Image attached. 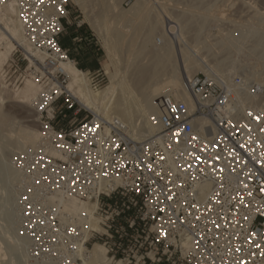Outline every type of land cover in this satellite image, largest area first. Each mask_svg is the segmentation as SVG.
Instances as JSON below:
<instances>
[{
	"label": "built area",
	"instance_id": "2783aa9c",
	"mask_svg": "<svg viewBox=\"0 0 264 264\" xmlns=\"http://www.w3.org/2000/svg\"><path fill=\"white\" fill-rule=\"evenodd\" d=\"M73 2L0 0V17L14 4L36 52L14 50L2 80L40 87L38 145L12 158L30 263L87 264L100 242L111 264H264V110L249 105L245 75L186 78L153 100L154 133L136 140L69 89L63 65H78L59 37ZM81 71L92 89L104 86L100 72Z\"/></svg>",
	"mask_w": 264,
	"mask_h": 264
},
{
	"label": "bare ground",
	"instance_id": "6f19581e",
	"mask_svg": "<svg viewBox=\"0 0 264 264\" xmlns=\"http://www.w3.org/2000/svg\"><path fill=\"white\" fill-rule=\"evenodd\" d=\"M123 1L124 0H98V3H103V8L101 12L98 11L99 13H96L94 15L91 14L88 9L89 0H74V2L78 6H81V8L83 7V10H87L85 18L89 21L90 26L102 41V47L106 54V58L102 62V68L105 71V74L109 76L110 83L102 90L96 91L90 87L88 82L89 80L85 72H82L77 66L73 65V63H65L63 65V68L69 76V89L85 107L92 110L93 112L103 113L108 118L117 117L123 120L130 126L132 137L136 140H141L154 133L153 128H151L148 124V116L151 112L154 111L153 100L155 98L168 94L173 89H184V81L186 80V78L192 77L194 74L199 72L205 73L211 77L218 76L220 78L227 79V77L225 78V76L228 75L226 74V66L228 65L227 60H230L231 58V52L235 48L236 41L233 40L234 36L232 37L228 35L229 33L230 35H232L231 32H229L228 34H225V36L222 35L221 38L219 40L217 39L215 42L213 40H207L206 37L204 38V41H200V38H198V41L200 42L194 44V40L193 42L191 41L193 44H186L185 42H187V40L184 41L183 39V35L185 33L183 34L184 27L182 26V24H193V20L191 19L194 18L185 13V16L182 15L181 17H178L179 19L177 18L179 22L178 25L181 24L180 29L176 31L175 27L177 26L170 25V29H167V33L163 34V41L159 39L160 41L158 42L156 38L157 36L155 34L158 30L157 28H160L162 20L160 21V19H158L157 17V19H155V22H153L152 24H150L151 22H149V25H147L146 23L148 22L144 19L146 18V15L148 16L149 9H151L150 5L147 4L149 3V0H146V3L145 0H136V2L131 5L132 7L130 9L128 8V10L123 9V7L121 6V3ZM90 2H92V0H90ZM17 14V8L14 4H11L5 11L4 15L0 17V80L2 79V68L9 57L12 55L14 50L20 47L24 49L28 56L30 54L36 55V52L31 48L30 44L22 33ZM177 15H179V13ZM202 18L204 19V17ZM150 19L151 18L149 17V20ZM113 22L116 23L117 27L114 35H111L109 34L108 27L109 23L114 24ZM145 24L147 25V27L145 26L146 30L144 28V31H141L140 28L144 27ZM200 24L203 25L202 22ZM140 32H143L142 35H140ZM208 36L211 37L210 35ZM255 36H258V38L256 37L257 40L253 41L254 43L252 42V55L255 54L254 56L262 58V56H264V33L258 35L255 32ZM236 40L238 41L239 39ZM137 41H139V43ZM159 43H161V47L158 45ZM200 45H205L206 47L204 46L205 48H203L207 49L208 53L210 52V55H216L217 58V54L219 55L220 52L221 54H223L222 52H225L226 54L228 53V56L224 54L225 56L222 55L224 58L217 60L218 63H212L213 60L211 58H207V55L209 56V54L204 55L202 53L203 48L200 47ZM119 46L123 50V56L120 57L121 59H119L118 57V52L119 50H121ZM250 46L252 45L250 44ZM147 55L149 58L148 61L141 62V58L145 59L147 58ZM177 63L180 64L181 70H179ZM143 72H147V74L144 73L146 75V78L148 77L147 79L144 78L145 75L142 74ZM130 73L133 76L136 74L137 76H134L136 79H139V76L142 75V81L140 82L139 79L138 83H142L143 80H147L149 82L148 85H146V87H142L145 81L143 84H140V86L130 84ZM24 84L25 85L23 88L15 90L9 96V98H12V102L28 103L34 106L35 100L40 92V87L31 79H28ZM3 86L4 85L0 84V88L2 89L0 91V102H3L5 100V90H3ZM136 88L139 90H137ZM153 89H155V91L151 92ZM245 97L249 105H257L259 108L264 110V100L258 102L259 92H257V90H249L246 93ZM137 116H139V118H136ZM35 121L39 122L38 117ZM24 126L26 125H23L17 131L13 129V131H15L16 133L12 131L9 132L10 136L13 138V144L8 143V139L6 142L9 144V146L12 145V148L10 147L11 150H9V152L11 153H9L10 157H8L10 158L8 159L9 165L7 164L11 173V175L8 174L11 176H8L9 179L11 178V182H8L12 183L11 188L13 187L12 191L10 192V204H12L16 209L13 211L14 213L11 212L12 215H14L12 227L10 226V229L7 228V233L6 229V231L3 232L5 234V237L7 236L8 239H10L12 235H16L15 243L12 244V247L15 248L16 251H18L17 253H19V264H32L30 263L29 259L27 242H24L22 238H19L17 236L19 225L17 195L19 192V182L21 175L18 169L13 165L12 157L19 152H22L23 150L35 149L39 142L40 132L35 126ZM9 134L7 135L9 136ZM2 179L3 178L1 176V180ZM88 206L89 205L86 203H71V208L74 212H78L81 208L88 209ZM92 226L95 229L100 230L97 222ZM0 237H2V235ZM1 240L0 257H2V255L5 256L4 254L1 255V252L3 251V241L1 242ZM88 250L89 261L87 262V264H111L103 243L94 242L92 246L88 248ZM9 264L14 263L10 260Z\"/></svg>",
	"mask_w": 264,
	"mask_h": 264
},
{
	"label": "rangeland",
	"instance_id": "374dc122",
	"mask_svg": "<svg viewBox=\"0 0 264 264\" xmlns=\"http://www.w3.org/2000/svg\"><path fill=\"white\" fill-rule=\"evenodd\" d=\"M135 2H136V0H124L121 3V6L123 7V9L128 10V8L130 9L132 7L131 5H133ZM148 2L149 3H147V4L150 5L151 9H149V11H148V13H149L148 16L146 15V18H144L148 22L146 24L149 25V22H151L150 24H152L153 22L156 21L155 19H157V17H158V19H160V21L162 20L160 28L159 27L157 28L158 30L155 34L157 36L156 38H157L158 42L160 41L159 39L162 40V38L164 37L163 34L167 33V29H170V25L171 26L172 25L177 26V27H175L176 31H178V29H180L181 24L178 25V23H179L178 17H181L182 15L185 16L184 15L185 13H187L189 16L194 18V19H191V20H193V24L192 23H190L189 25L188 24L187 25L182 24V26L184 27L183 28V34L185 33L183 35V39H184V41L187 40V42H185L186 44L190 45L193 43L195 44L197 42L204 41L205 40L204 38H206V37H207L206 38L207 40H213L215 42L217 39L219 40L222 35L225 36V34H228L229 32H231L232 35H230V33L228 35L232 36V37L234 36L233 40L236 41V45H235V48L233 49L234 51L232 50V52H231V58L229 57L231 61L229 59L227 60L228 65L226 66V69H227L226 74H228V75L225 76V78L227 77V79L232 80L234 75L244 74L246 79L249 81L250 85L252 86L253 90L258 89V91H257V92H259V101L258 102L264 100V95H263L264 94V71H263V69H264V56H262V58L258 57V56L256 57V56H254L255 54L252 55L253 53L251 50V48L253 47V43H254L253 41L257 40L256 37L258 38V36H255V32L258 35L264 33V23H262V22H264V0H149ZM97 3H98V0H92V2H90V0H89L88 9L91 12V14L95 15L96 13H99L102 11L103 3L102 2H100L98 4ZM145 3H146V0H145ZM149 5H148V7H149ZM90 6H91V8H90ZM71 9L76 11L75 14L78 16V20L85 22L87 24V26L91 27L89 24V21L86 20V18H85L86 12H87V10L85 8H84L85 10H83V7L81 8V6H78L76 3L73 2ZM165 10L166 11L168 10V11L166 12ZM185 11H187V12H185ZM151 13H152V15H151ZM178 13H179V15H177ZM189 13H191V14H189ZM192 15H194V16H192ZM201 16L204 17V19ZM206 16H207V18H206ZM149 17L151 18L150 20H149ZM170 20H171V23H170ZM194 20L196 23L194 22ZM210 20H211V22H210ZM200 21L202 22L203 25L200 24L201 23ZM113 23L114 24L109 23V27H108L109 34H111V35H114V33L116 31V27H117L116 23L115 22H113ZM146 24L144 25V27L140 28L141 31H144V28L146 30V27H147ZM140 29H139V31H140ZM94 33H95V31H94ZM142 33L143 32H140V35H142ZM95 35H96V33H95ZM208 35H210L211 37H209ZM202 36H203V38H202ZM238 36H239V38H238ZM241 37H242V39H241ZM198 38H200V41H198L199 40ZM252 38H253V40H252ZM97 39H98L99 45L101 47V52H102V60L101 61H103L106 58V54H105V51L102 47L101 39L98 36H97ZM236 39H239V40L237 41ZM194 40H195V42H193ZM137 42L139 43V41H137ZM250 44L252 46H250ZM158 45L160 47L162 46L161 43H159ZM204 46L205 45H200V47H202V48ZM236 47H237V49H236ZM119 48H121V47L119 46ZM204 48H203V50L201 49L202 53L204 55L209 54L210 52L208 53V50L204 49ZM18 49L21 50L24 54H26L24 49H22L20 47ZM121 50H122V48H121ZM121 50H119V52H118L119 59H121L120 57L123 56V53H122L123 50L122 51ZM222 53L223 54H221V52L219 55L217 54L218 58L216 57V55H213V54H211V55L209 54V56L207 55V58L208 59L211 58L213 60L212 61L210 59L212 61V63L216 64V63H218L217 60L224 58L223 56H225V55L228 56L227 55L228 53L227 54L225 52H222ZM148 59L149 58L147 55V58H145V59L141 58V62H147ZM178 68H179V70H181L180 64H178ZM99 72L103 76H105L106 82H105L104 86L101 89H99L98 91L102 90L103 88H105L110 83L109 76L107 74H105V71L103 70L102 65H101V69ZM144 73L147 74V72H143L142 74H144ZM130 75H131V73H130ZM130 75H129V77H130L129 81L131 82L130 84H135L136 86L137 85L140 86V84H143L145 81V80H143L142 83H138L139 79H140V82L142 81L141 80L142 75L139 76V79L135 78L137 76L136 74L134 75L135 77L133 75H131V76ZM147 76H149V75H147ZM144 78H146V75ZM218 78H220V77H218ZM0 81H1L0 84L4 85L3 90H5V93H4L5 94V100L3 102L2 101L0 102V175L4 179V180L3 179L1 180V176H0V230H1L0 232L2 233V234L1 233L0 234L4 238L3 239L2 237H0V240L2 239L1 242L3 241L2 242V245H3V251L2 252L3 253L1 252V255L4 254L5 256L2 255V257H0V264H9L10 260L14 264H19V258H20L19 253H17L18 251H16L15 248L12 247V244L15 243V236L16 235H12L11 238L8 239V237L7 236L5 237V234H4V232L7 230V228L10 229V226L12 227V223L14 221V215H12V213H14L13 211L16 209L13 207L12 204H10V192L12 191L13 187L11 188L12 183H9V182H11L10 181L11 178L9 179V177H11L10 176L11 173H10V171H9L10 169L8 167V165H9L8 159H10L8 157H10L11 153L9 152V150H11L12 145L10 144L11 146H9L8 143L13 144L14 141H13V138L10 136L9 132L12 131V132L16 133L15 131H17L23 125H26L28 127L35 126L39 130V123L35 121L38 116L36 115V112L33 108V105H30L28 103L12 102V98L10 97L11 98L10 99L9 96L15 90H12L11 88H9L6 85V83L4 82V80L1 79ZM148 83L149 82L146 80L144 85H142V87H144V86L146 87V85H148ZM24 85L21 88H23ZM139 88H141V87H139ZM1 90L2 89L0 88V91ZM137 90H139V89H137ZM154 91H155V89H153L151 92H154ZM6 95H8V96H6ZM1 116H2V119H1ZM3 118H4V120H3ZM136 118H139V116H137ZM5 125L7 128L5 127ZM26 126H24V127H26ZM13 129L15 131H13ZM7 130H8V132H7ZM5 132H6V134H5ZM7 134H9V136L11 138ZM4 136L7 138H5ZM7 139L9 140L8 143H6ZM7 145H8V147H7ZM8 174H10V175H8ZM3 175H4V177H3ZM7 232H8V230L6 231V233Z\"/></svg>",
	"mask_w": 264,
	"mask_h": 264
},
{
	"label": "crops",
	"instance_id": "0c3cea01",
	"mask_svg": "<svg viewBox=\"0 0 264 264\" xmlns=\"http://www.w3.org/2000/svg\"><path fill=\"white\" fill-rule=\"evenodd\" d=\"M76 11L71 9L65 21V30L59 37L60 43L68 51L80 70L99 72L102 65V52L93 29L78 20Z\"/></svg>",
	"mask_w": 264,
	"mask_h": 264
},
{
	"label": "snow or ice",
	"instance_id": "6c2138e0",
	"mask_svg": "<svg viewBox=\"0 0 264 264\" xmlns=\"http://www.w3.org/2000/svg\"><path fill=\"white\" fill-rule=\"evenodd\" d=\"M41 2H43V0H41ZM60 12H63L64 11V9H63V7H60ZM49 43H51V41H49ZM173 111H175V109H173ZM153 119H155V117H153ZM256 119L257 120H259L260 119V117H256ZM85 127H87V126H85ZM98 126H94L93 127V129H92V131L94 132V131H96V128H97ZM217 159H218V157H217ZM97 163H99V161H97ZM149 167H151V165H149ZM254 235V234H253Z\"/></svg>",
	"mask_w": 264,
	"mask_h": 264
}]
</instances>
